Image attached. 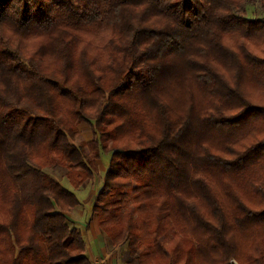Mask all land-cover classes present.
<instances>
[{
  "label": "trees",
  "instance_id": "16d2710c",
  "mask_svg": "<svg viewBox=\"0 0 264 264\" xmlns=\"http://www.w3.org/2000/svg\"><path fill=\"white\" fill-rule=\"evenodd\" d=\"M250 2L0 0V264H93L67 219L79 199L45 170L79 190L104 155L92 211L129 264H264Z\"/></svg>",
  "mask_w": 264,
  "mask_h": 264
},
{
  "label": "rangeland",
  "instance_id": "374dc122",
  "mask_svg": "<svg viewBox=\"0 0 264 264\" xmlns=\"http://www.w3.org/2000/svg\"><path fill=\"white\" fill-rule=\"evenodd\" d=\"M259 2L258 0H251L250 4L246 8V16L248 19H263L264 14L259 9ZM78 130V141L79 143H90L93 140V127L89 125L87 122H80L77 125ZM91 153L87 150V153ZM91 158L93 159V154L91 153ZM110 155H104L102 159L97 161L99 165L98 174L95 175V178L92 181L87 182L84 186L81 187L79 190H75L73 186L69 183L68 179L66 178V170L63 168H49L45 170L47 174L55 178L59 181L64 188L68 189V191L76 194L77 198L80 201V206L74 210L71 214L67 215L68 223L71 228H77L82 235L84 236V240L88 245V250L86 253V257H88L93 262V248L94 252L98 253V245L96 241H94L93 233L96 230L101 233L103 242L101 252L103 254V259L95 258V262L93 264H109L112 259L116 260L117 264H129L130 252L127 245L120 246L114 248L111 241L99 227V220L98 217L92 211L93 201L95 196L102 188V181L104 178V174L107 169V164L109 162ZM169 230V229H168ZM171 231L169 230L168 238L173 236ZM167 238V239H168ZM94 253V255H95ZM96 257V256H95ZM99 257V256H97ZM117 258V259H116ZM108 260V261H106ZM231 264H238L236 261L232 260Z\"/></svg>",
  "mask_w": 264,
  "mask_h": 264
},
{
  "label": "crops",
  "instance_id": "0c3cea01",
  "mask_svg": "<svg viewBox=\"0 0 264 264\" xmlns=\"http://www.w3.org/2000/svg\"><path fill=\"white\" fill-rule=\"evenodd\" d=\"M94 202V201H93ZM93 237H94V241H96V244L98 245V253L96 254L95 252H94V248H93V257H94V259H93V262H95V258L98 260V258H100V259H103L104 257H103V254H102V252H101V248H102V242H103V239H102V236H101V233H99L97 230H96V232L95 233H93ZM88 250V249H87ZM94 253H95V255H94ZM96 256V257H95ZM97 256H99V257H97ZM117 259V258H116ZM106 261H108V260H106ZM109 264H117V262H116V260H114V259H112L111 260V262H109Z\"/></svg>",
  "mask_w": 264,
  "mask_h": 264
}]
</instances>
